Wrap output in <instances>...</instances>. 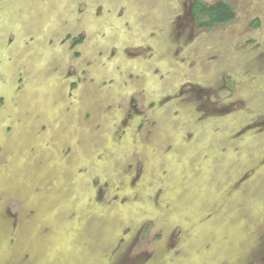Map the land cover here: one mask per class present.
Returning <instances> with one entry per match:
<instances>
[{"label": "rangeland", "instance_id": "obj_1", "mask_svg": "<svg viewBox=\"0 0 264 264\" xmlns=\"http://www.w3.org/2000/svg\"><path fill=\"white\" fill-rule=\"evenodd\" d=\"M226 1L0 0V264H264V0Z\"/></svg>", "mask_w": 264, "mask_h": 264}, {"label": "trees", "instance_id": "obj_2", "mask_svg": "<svg viewBox=\"0 0 264 264\" xmlns=\"http://www.w3.org/2000/svg\"><path fill=\"white\" fill-rule=\"evenodd\" d=\"M192 13L199 28H212L213 26L230 22L236 17V11L231 3L219 0L209 4L203 0H193ZM260 21L255 20L259 25Z\"/></svg>", "mask_w": 264, "mask_h": 264}, {"label": "flooded vegetation", "instance_id": "obj_3", "mask_svg": "<svg viewBox=\"0 0 264 264\" xmlns=\"http://www.w3.org/2000/svg\"><path fill=\"white\" fill-rule=\"evenodd\" d=\"M210 4V3H209ZM191 14H192V16H193V13H192V6H191Z\"/></svg>", "mask_w": 264, "mask_h": 264}]
</instances>
